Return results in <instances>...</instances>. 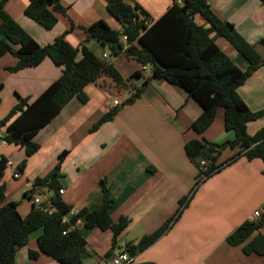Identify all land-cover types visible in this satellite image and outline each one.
Masks as SVG:
<instances>
[{"label": "crops", "instance_id": "0c3cea01", "mask_svg": "<svg viewBox=\"0 0 264 264\" xmlns=\"http://www.w3.org/2000/svg\"><path fill=\"white\" fill-rule=\"evenodd\" d=\"M2 1V0H0ZM67 9L57 25L46 30L25 15L29 0H8L5 12L40 45L51 44L69 31L66 40L75 48L85 46L97 55L107 56L120 74L133 87L147 84L140 97L125 105L130 92L115 88L111 81L89 84L85 88L86 104L71 100L33 138L39 151L27 157L24 148L8 144L0 154L18 167L26 165L18 179L7 170L4 176V203L16 202L22 217L28 216L33 205L25 197L36 181L45 180L53 172L59 156L66 152L57 184L64 190L61 196L67 207L76 213H89L103 202L101 181L105 180L113 198L110 216L114 223L127 218L129 224L113 247L110 230L89 229L85 214L76 229L87 241L88 255L83 264H109L127 243L136 245L144 236L158 233L160 238L144 251L133 256V264H264V255H245L242 246L227 243L229 235L251 215L264 208V164L260 160L247 162L239 158L219 173L197 186L199 170L190 161L185 145L191 140H207L224 144L234 138L225 131L224 113L220 109L215 121L199 136L192 123L202 113L201 105L190 98L187 91L165 81L152 78L134 57L125 52L111 55L107 47L88 39L85 29L98 21L120 30L121 25L109 13L106 0H58ZM138 5L150 16L159 19L175 2L183 0H123ZM213 12L223 21L234 25L239 35L254 45L264 58V5L262 0H208ZM200 26L206 22L199 15ZM217 46L242 71L247 60L225 39L216 38ZM12 54L0 55V122L19 104L21 99L36 100L61 76V68L50 59L40 65L18 72L10 71L17 65ZM138 72L141 77L136 78ZM239 93L253 111H264V66L246 83ZM120 102L121 106H116ZM112 109L116 115L96 130L100 119ZM264 127V116L248 125L249 135ZM6 129L0 130L4 138ZM235 154L224 150L221 161ZM34 192L33 195L39 193ZM53 193H44L50 199ZM184 201L183 206L180 203ZM186 204V205H185ZM264 235V227L256 232ZM39 229L29 237L26 247L18 250L15 264H60L41 254L29 258V250L38 251Z\"/></svg>", "mask_w": 264, "mask_h": 264}, {"label": "trees", "instance_id": "16d2710c", "mask_svg": "<svg viewBox=\"0 0 264 264\" xmlns=\"http://www.w3.org/2000/svg\"><path fill=\"white\" fill-rule=\"evenodd\" d=\"M7 1H0V55L12 54L17 58V65L10 71L37 67L47 58L62 71L60 78L36 100L21 99L0 122V130L6 129L4 139L9 145L24 148L27 157L36 154L40 146L33 142V138L39 130L71 100L78 99L86 104L88 97L85 88L89 84L101 83L104 86L103 81L109 80L116 89L129 91L125 105L133 104L140 97L147 81L141 87H133L111 61L85 46L73 47L66 40L69 31L51 44L40 45L7 15L4 8ZM106 1L109 13L121 25V29L115 30L101 20L85 29L88 39L107 47L113 56L123 52L128 56L134 55L141 66L151 68L152 78L187 91L202 108L200 117L191 125L197 135L202 136L214 123L218 111L223 110L225 131L234 135L231 141L216 144L196 139L185 145L188 158L199 170L197 186L239 158L247 162L260 160L264 164V127L252 136L248 133V125L262 118L264 111L251 110L239 93L240 88L264 66V58L256 47L244 40L233 24L221 20L209 6L208 0H183L181 5L175 2L153 22L138 5L131 6L123 0ZM262 2L264 5V0ZM66 14L67 9L58 0H29L25 9V15L46 30H52L59 16ZM197 15L203 18L206 26L196 23ZM123 36L127 37V42L122 41ZM216 38L225 39L247 60L248 68L245 71L240 70L222 52L215 42ZM260 45L264 47V37ZM135 77L140 78L141 75L136 72ZM117 111L110 110L93 130L112 120ZM226 149L235 154L221 161ZM66 155V152L62 153L50 176L36 181L32 191L25 195L31 198L38 188L54 189L57 196L52 203L57 212L50 215L33 206L28 216L22 217L16 202L4 203V176L8 170V159L0 154V264H15L18 250L26 247L30 235L39 229L43 230V234L37 240L38 251L29 250L30 259L36 260L43 254L60 264H83V258L88 255L87 241L77 229L63 234L83 214L87 228L113 233V247L116 248L129 220L122 218L118 223L112 221L110 209L113 198L105 180L101 181L102 205L92 212L72 217L68 224L63 223L70 207L58 195L57 180ZM202 162L206 163L202 165ZM25 165L26 160L22 161L19 170L23 171ZM183 204L184 201L180 206ZM262 227V220L256 223L245 221L229 235L227 243L233 247L242 246L245 255H264V235L260 233L251 239ZM164 231L165 227L158 233L146 235L136 245L127 243L123 252L135 256L154 244Z\"/></svg>", "mask_w": 264, "mask_h": 264}, {"label": "built area", "instance_id": "2783aa9c", "mask_svg": "<svg viewBox=\"0 0 264 264\" xmlns=\"http://www.w3.org/2000/svg\"><path fill=\"white\" fill-rule=\"evenodd\" d=\"M151 20V19H150ZM151 23V22H150ZM122 41L123 42H127V37L123 36L122 37ZM104 58H107L106 55H104ZM143 70H146L147 67H142ZM122 104L120 102L116 103V106H121ZM8 145L7 140H5L4 138L0 137V148H3L5 146ZM206 162H202V165H204ZM8 170L13 174V177L15 179L20 178L21 176V172L19 171L18 167L15 165H12L11 163L8 162ZM44 193H53L54 196V191L51 190L50 188H44L43 189V193L39 192L37 195H35L31 202L34 206H36L37 208L46 211L48 214H53L55 212H57L56 208L53 206V203L51 201V199H45L44 197ZM59 194L63 195L64 194V190H59ZM76 216V212L73 209H70L68 212V215L66 217H64L63 219V223L64 224H68L70 219L72 217ZM264 221V209H259L256 210L250 217V222L256 223L259 221ZM78 221L76 222V224H70L69 228L63 233L64 235H66L68 232L76 229ZM133 256L127 252H117L112 261L109 264H133Z\"/></svg>", "mask_w": 264, "mask_h": 264}, {"label": "clouds", "instance_id": "9594fccd", "mask_svg": "<svg viewBox=\"0 0 264 264\" xmlns=\"http://www.w3.org/2000/svg\"><path fill=\"white\" fill-rule=\"evenodd\" d=\"M106 59H107V58H106ZM45 188H48V187H45ZM43 189H44V188H42V189H39V188H38V189H36V190H38L39 192L43 193ZM51 190L54 191V196H52V197L50 198L51 201H52V199H53L55 196H57V193H56V191H55L54 189H51ZM59 190H61V189H59ZM62 190H63V189H62ZM35 192H37V191H35ZM58 195H59V196H62V195L59 194V191H58ZM33 197H34V195L31 196L30 200H32ZM31 203H32V202H31ZM32 205H33V204H32ZM33 206H34V205H33ZM35 207H36V206H35ZM36 208H37V207H36ZM38 209H39V208H38ZM70 209H71V208H70ZM74 211H75V210H74ZM77 215H78V213H76V216H77ZM123 251H124V250H123ZM123 251H121V252H123ZM115 254H116V253H115ZM112 259H113V258H112ZM111 261H112V260H111Z\"/></svg>", "mask_w": 264, "mask_h": 264}, {"label": "water", "instance_id": "95a60500", "mask_svg": "<svg viewBox=\"0 0 264 264\" xmlns=\"http://www.w3.org/2000/svg\"><path fill=\"white\" fill-rule=\"evenodd\" d=\"M131 57H134V55H131ZM113 257H114V256H113ZM113 257H112V258H113Z\"/></svg>", "mask_w": 264, "mask_h": 264}]
</instances>
